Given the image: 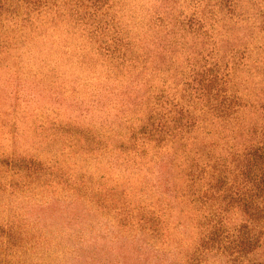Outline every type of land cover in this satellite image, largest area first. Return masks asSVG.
<instances>
[{
    "label": "rangeland",
    "instance_id": "rangeland-1",
    "mask_svg": "<svg viewBox=\"0 0 264 264\" xmlns=\"http://www.w3.org/2000/svg\"><path fill=\"white\" fill-rule=\"evenodd\" d=\"M252 164L264 0H0V264H239Z\"/></svg>",
    "mask_w": 264,
    "mask_h": 264
},
{
    "label": "trees",
    "instance_id": "trees-1",
    "mask_svg": "<svg viewBox=\"0 0 264 264\" xmlns=\"http://www.w3.org/2000/svg\"><path fill=\"white\" fill-rule=\"evenodd\" d=\"M264 170H259V165L252 164V167L248 170L247 176H249V183L252 187L245 189L233 188L230 187L228 192L224 194V198H228L230 203L237 202L241 203L242 206L247 209L248 213L253 217L252 211L256 209H261L258 206V201L262 198L264 199ZM220 189V185H225V181L217 182ZM221 190V189H220ZM264 203V200H263ZM233 204V203H231ZM264 210V209H261ZM257 220V218L255 219ZM213 232L210 235H213L209 241L222 243L227 245V243H238L236 253H240L243 260H240L239 264L244 263L246 256L253 255L262 251V254L259 255L262 259L259 261H246L249 264H264V225L261 226L258 223L252 225L251 223L239 224L233 230L227 229L225 225H220L219 223L213 224ZM10 231V230H9ZM3 236L2 232L0 234ZM10 237V234L8 235ZM229 240V242H228ZM235 249V248H234ZM233 253V252H231ZM235 254V253H234Z\"/></svg>",
    "mask_w": 264,
    "mask_h": 264
}]
</instances>
